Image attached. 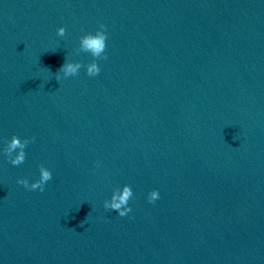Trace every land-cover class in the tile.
<instances>
[{
	"label": "water",
	"instance_id": "1",
	"mask_svg": "<svg viewBox=\"0 0 264 264\" xmlns=\"http://www.w3.org/2000/svg\"><path fill=\"white\" fill-rule=\"evenodd\" d=\"M0 264H264V0H0Z\"/></svg>",
	"mask_w": 264,
	"mask_h": 264
},
{
	"label": "clouds",
	"instance_id": "2",
	"mask_svg": "<svg viewBox=\"0 0 264 264\" xmlns=\"http://www.w3.org/2000/svg\"><path fill=\"white\" fill-rule=\"evenodd\" d=\"M105 28L104 25L100 26V30H97L94 34L88 33L85 34L80 38V46L83 52L90 53L94 58H106L104 56L106 50V40H107V33L103 29ZM65 28L60 27L57 29V34L59 36L65 35ZM81 68V64L79 62L76 63H65L62 67L58 70L59 72H63L65 77L68 76H75L78 74ZM87 74L89 76H95L99 73L100 68L98 64L93 60L92 63L87 65L86 68ZM29 143V140L26 141L25 145H22L20 142L19 137L13 136L9 145L10 150H14L17 148L23 149L26 144ZM26 153L25 151L21 150V152L16 156L15 159H12L10 162L14 166H18L25 161ZM52 179V173L48 168L44 166L40 167V178L35 182L29 184L28 180L20 179L17 183L23 185L25 188H29L30 190L39 189L41 192L44 191L45 184ZM133 197L132 188L129 185H125L123 188V193L117 199L115 196L112 198V202L109 201L104 202V207L106 209H111L116 211L120 216H125L128 212L131 211V208L128 206V201L130 198ZM159 198L158 190H152L150 195H148V201L150 203L154 202Z\"/></svg>",
	"mask_w": 264,
	"mask_h": 264
}]
</instances>
